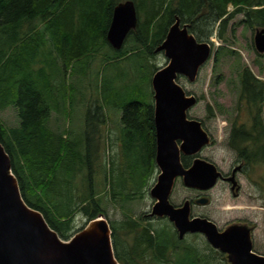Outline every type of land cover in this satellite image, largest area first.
<instances>
[{"label": "trees", "instance_id": "16d2710c", "mask_svg": "<svg viewBox=\"0 0 264 264\" xmlns=\"http://www.w3.org/2000/svg\"><path fill=\"white\" fill-rule=\"evenodd\" d=\"M128 1L137 27L115 50L107 33L114 9ZM177 18L199 42L223 45L217 68L236 55L223 44L235 34L230 26L264 28V0H0V142L24 201L66 241L79 231L77 217L109 220L106 201L120 208L122 220L109 223L121 264H224L206 242L201 250L179 240L169 222L157 227L126 206L148 196L156 171L154 55ZM103 60L106 79H94ZM238 81L237 105L257 113L255 151L263 166L264 81L248 67ZM108 110L120 112L119 128L110 129ZM6 111L15 113L16 126L3 121ZM76 111L78 129L65 126Z\"/></svg>", "mask_w": 264, "mask_h": 264}, {"label": "water", "instance_id": "95a60500", "mask_svg": "<svg viewBox=\"0 0 264 264\" xmlns=\"http://www.w3.org/2000/svg\"><path fill=\"white\" fill-rule=\"evenodd\" d=\"M138 15L133 2L118 5L113 12L107 41L120 50L129 33L137 27ZM254 46L264 55V28L255 30ZM163 52L168 63L151 80L156 129L155 163L159 174L150 189L155 200L148 217L166 218L177 232L202 235L215 250L227 256L229 264H264V256L254 252L252 229L232 225L224 230L211 220L191 217L192 204L174 206L171 195L177 179L201 192L213 189L219 181H232L234 196L239 187L234 177L225 178L216 165L200 157L210 138L199 120L189 119V111L198 103L178 83L179 77L196 82L200 71L214 56L209 42H199L189 26L177 18L156 53ZM183 156H199L190 168ZM199 205H207L201 198ZM110 223L103 215L89 221L69 240H63L47 223L43 214L24 201L19 182L12 172L10 156L0 142V264H121L113 245Z\"/></svg>", "mask_w": 264, "mask_h": 264}, {"label": "rangeland", "instance_id": "374dc122", "mask_svg": "<svg viewBox=\"0 0 264 264\" xmlns=\"http://www.w3.org/2000/svg\"><path fill=\"white\" fill-rule=\"evenodd\" d=\"M231 9V8H230ZM241 20V16L237 17L232 24L237 23ZM234 28L235 34L232 36L230 33L226 36L229 40L225 47L235 50L236 55L227 56L221 58L220 62L215 68L214 56L211 60L202 68L198 79L194 83H190L186 78L179 77L178 83L184 88L188 95H193L198 99V103L189 111L188 117L194 120L202 121L208 127L212 126L211 131L214 132L215 141L220 140L219 138L223 136V132L225 131L227 125V121L233 120L234 117V109L237 106L238 92H239V81L238 75L239 71L248 67L253 74L264 81V55H260L257 53L254 46V34L255 31L248 30L241 25H234L233 27H229L230 29ZM213 42L215 43L213 47V51L216 52L220 46H223L219 41L213 38ZM102 58L104 56L102 55ZM155 63L158 68H163L167 65L168 60L165 58L163 52L156 53L154 55ZM146 63L147 60L145 58ZM98 65L96 66L97 69ZM123 67V64H122ZM105 61L103 60L101 65V70L98 69L96 71V75L93 76L94 79L99 77V80L106 79V75L104 73ZM124 74L125 72L122 71ZM152 89V88H150ZM95 92V91H94ZM91 93V91H90ZM94 94V93H93ZM95 95V94H94ZM208 106L213 112H209ZM82 108H80L81 110ZM264 110V108H263ZM224 111V112H222ZM80 111H76L73 123H69L66 121L63 123L67 127H71L73 125L78 129L79 124H81V119L79 113ZM110 119L109 125L110 129L113 128L118 122V128L120 127V112L108 110ZM213 115V122H209L208 117ZM264 116V112H263ZM1 118L8 126H16L17 120H15V113L13 111H6L2 114ZM113 132H115L113 130ZM205 147L200 156L203 159L211 158V156H215L214 160L216 164L221 168L226 166L228 159H222V156H228L223 151V146L218 148H213L212 150L206 149ZM216 152V154H213ZM103 167H101V170ZM159 171L156 167V171L154 172L153 179H151L150 189L156 183V179L158 177ZM250 184L256 185L253 187ZM264 165L258 167V170L251 177V181L242 178V191L238 193V196H234V194L230 191L228 186L222 182H219L213 189L205 192H201L194 189L187 188L181 179H177L174 190L172 192L170 201L174 206H182L186 201H191L194 199L196 202L201 198H209V204L207 205H199L196 202L192 204L191 208V217H202L207 218L213 221L220 230H224L232 225H246L252 229V241L254 251L260 255L264 256ZM259 187L261 190L259 191ZM150 193V190H149ZM110 201V200H108ZM155 203L148 196L137 202L132 203V205H126L131 212L135 211V214L143 213L147 221L152 222L154 225L158 227L166 228L167 219H158L151 218L148 215L151 212V209ZM106 206L109 214V220H117L120 221L123 218L122 210L112 203L106 201ZM133 209V211H132ZM106 219V217H105ZM107 220V219H106ZM109 220H107L109 222ZM88 222L86 219L82 218V216L77 217L74 220L75 230H81L84 226H86ZM171 228L174 229L173 224L168 223ZM175 230V229H174ZM176 232V230H175ZM177 233V232H176ZM75 235V234H74ZM199 237L194 238L193 234H188L181 241L187 240L194 246L203 250L205 247L206 239L204 236L197 234ZM113 239V237H112ZM207 243V242H206ZM218 257V261H221V257L216 253ZM224 258V259H223ZM223 263L229 264L227 261V256H223Z\"/></svg>", "mask_w": 264, "mask_h": 264}, {"label": "flooded vegetation", "instance_id": "af4514ba", "mask_svg": "<svg viewBox=\"0 0 264 264\" xmlns=\"http://www.w3.org/2000/svg\"><path fill=\"white\" fill-rule=\"evenodd\" d=\"M254 106L252 105H237L235 106L234 119L227 121L225 131L223 136H221L216 142L214 132L211 131V127H208L203 123V127L207 131L210 138V145L206 149L212 150L213 148H218L223 146V151L228 156H222V159H228L225 167H219L214 158H206L207 161L216 165L217 169L223 174L225 178L234 177L239 187V193L242 191V178L251 181V177L254 176L258 167H260V161L258 163V153H256V143L260 140V130L258 119H256L257 113L254 114L252 110ZM224 112V111H222ZM209 122H213V115L207 118ZM252 132L253 136H251ZM205 150V149H204ZM213 154H216L214 152ZM199 156H183V159L189 160L188 166L185 168H190L193 165V162ZM201 157V156H200ZM184 165V164H183ZM228 186L230 191H232V181H220ZM253 187L256 185H251ZM264 187V186H263ZM255 190V189H253ZM261 187H259V191ZM209 199V198H208ZM196 201L192 199L191 204H194ZM209 204V203H208ZM222 231V230H221ZM207 242V241H206ZM208 244V243H207ZM209 245V244H208ZM210 246V245H209ZM211 247V246H210ZM217 251V250H216ZM219 252V251H218ZM220 253V252H219ZM222 254V253H220ZM224 255V254H222Z\"/></svg>", "mask_w": 264, "mask_h": 264}]
</instances>
